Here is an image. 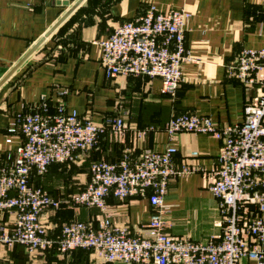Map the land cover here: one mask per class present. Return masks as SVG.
Here are the masks:
<instances>
[{"label": "crops", "instance_id": "0c3cea01", "mask_svg": "<svg viewBox=\"0 0 264 264\" xmlns=\"http://www.w3.org/2000/svg\"><path fill=\"white\" fill-rule=\"evenodd\" d=\"M74 1L68 0L69 5ZM62 3L0 0V79L65 12L68 6ZM149 5L160 11L184 8L191 14L185 36L190 60L181 64L182 80L174 95L162 91L158 78H106L99 65L97 41L116 25L143 14ZM62 24L0 85V162L15 156L21 142V136L10 131L15 115L41 101L49 112L62 104L66 112L75 111L96 124L120 117L127 125L121 136L108 131L102 134L96 147L79 154L70 169L54 163L44 175L33 176L34 184L59 201L57 208L45 210L40 217L53 239L64 223L95 220L99 212L69 204L70 195L87 182L91 161L117 160L125 149L132 157H138L144 148L162 150L171 141L165 123L183 112H195L218 124L242 121L244 90L227 75L226 66L241 48H264V0H84ZM173 144L176 167L190 171L170 180L163 201L165 231L194 241L215 240L221 234L219 200L208 184L220 143L205 134L180 132ZM107 210L114 224L139 234L151 208L147 198L109 197ZM11 221L0 212V232ZM52 251L44 254V264H82L84 259L79 251L63 260ZM33 262L23 246L0 244V264ZM102 262L88 258L83 264ZM240 264L254 262L242 260Z\"/></svg>", "mask_w": 264, "mask_h": 264}, {"label": "built area", "instance_id": "2783aa9c", "mask_svg": "<svg viewBox=\"0 0 264 264\" xmlns=\"http://www.w3.org/2000/svg\"><path fill=\"white\" fill-rule=\"evenodd\" d=\"M184 8L160 11L153 5L133 20L116 25L97 41L99 65L106 78L118 75L158 78L162 91L174 95L182 80L186 49ZM226 73L244 90L243 118L218 124L195 112L171 116L164 130L171 140L162 150L144 148L138 157L127 149L117 160H93L87 182L70 195L73 208L97 209L95 220H70L55 239L40 221L59 201L32 182L54 163L72 162L91 152L105 132L123 135L126 123L112 118L96 124L58 104L48 111L45 101L15 115L13 129L21 136L15 156L0 162V212L11 226L0 232V244H19L32 255L55 250L68 255L93 250L101 260L124 264H264V48H241ZM180 132L205 134L220 143L208 189L219 200L221 234L194 241L165 231L163 201L170 180L186 174L174 162V137ZM7 143L10 139L6 140ZM147 198L151 208L139 234L110 219L107 199Z\"/></svg>", "mask_w": 264, "mask_h": 264}, {"label": "water", "instance_id": "95a60500", "mask_svg": "<svg viewBox=\"0 0 264 264\" xmlns=\"http://www.w3.org/2000/svg\"><path fill=\"white\" fill-rule=\"evenodd\" d=\"M61 1V0H58ZM84 0H75L69 5L68 0H63V5L68 6L65 12L58 18V20L45 32V34L39 38L35 44L18 60V62L0 79V85L8 79L17 68H19L28 57L44 42V40L50 36L63 22L64 20L83 2Z\"/></svg>", "mask_w": 264, "mask_h": 264}, {"label": "rangeland", "instance_id": "374dc122", "mask_svg": "<svg viewBox=\"0 0 264 264\" xmlns=\"http://www.w3.org/2000/svg\"><path fill=\"white\" fill-rule=\"evenodd\" d=\"M65 24V23H64ZM64 24H62L60 27L61 28H63V26H64ZM60 29V28H59ZM43 44V43H42ZM41 44V45H42ZM64 165H65V167L66 168H71V166L73 165V164H76V163H73V162H65V163H63ZM39 186H41L40 184H39ZM44 189V188H43ZM45 191H47L46 189H45ZM48 192V191H47ZM49 193V192H48ZM50 194V193H49ZM51 195V194H50ZM52 196V195H51ZM46 252H44V253H36V254H32V255H30V257H32L33 258V260H34V262L32 263V264H44V259H43V256H44V254H45ZM80 254L84 257V259L82 260V264H83V262H85V260L86 259H88V258H90V259H92L93 258V260L94 259H98V260H101L100 258H98V256L95 254V252L93 251V250H87V251H84V252H80ZM58 255V254H57ZM56 255V256H57ZM55 256V257H56ZM58 256H60L59 258L61 259V260H63L64 259V257L66 256V255H58ZM64 256V257H63ZM91 256V257H90ZM55 258H53V260H54ZM101 261H104V260H101ZM107 261H104V262H102L103 264H105ZM51 264V263H50Z\"/></svg>", "mask_w": 264, "mask_h": 264}, {"label": "trees", "instance_id": "16d2710c", "mask_svg": "<svg viewBox=\"0 0 264 264\" xmlns=\"http://www.w3.org/2000/svg\"><path fill=\"white\" fill-rule=\"evenodd\" d=\"M75 251L84 252V251H87V250L77 249V250H75ZM75 251H72L71 253H73V252H75ZM53 252L56 254V251H55V250H53L52 253H53ZM71 253H70V254H71ZM115 262H116V261H115Z\"/></svg>", "mask_w": 264, "mask_h": 264}]
</instances>
